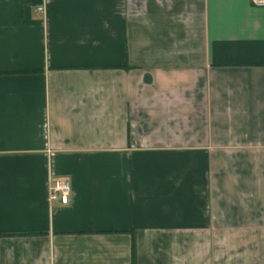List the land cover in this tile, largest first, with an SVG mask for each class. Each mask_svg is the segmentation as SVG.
Segmentation results:
<instances>
[{
    "label": "crops",
    "instance_id": "1",
    "mask_svg": "<svg viewBox=\"0 0 264 264\" xmlns=\"http://www.w3.org/2000/svg\"><path fill=\"white\" fill-rule=\"evenodd\" d=\"M132 240L264 264V5L0 0V264H130Z\"/></svg>",
    "mask_w": 264,
    "mask_h": 264
},
{
    "label": "built area",
    "instance_id": "2",
    "mask_svg": "<svg viewBox=\"0 0 264 264\" xmlns=\"http://www.w3.org/2000/svg\"><path fill=\"white\" fill-rule=\"evenodd\" d=\"M257 6H263L264 0H251ZM36 10L40 13L44 12L43 5H38ZM49 199L59 201L61 204H66L70 199V182L66 178H52L48 186Z\"/></svg>",
    "mask_w": 264,
    "mask_h": 264
},
{
    "label": "trees",
    "instance_id": "3",
    "mask_svg": "<svg viewBox=\"0 0 264 264\" xmlns=\"http://www.w3.org/2000/svg\"><path fill=\"white\" fill-rule=\"evenodd\" d=\"M130 264H136L135 262V247H134V241L132 240L131 245V263Z\"/></svg>",
    "mask_w": 264,
    "mask_h": 264
}]
</instances>
